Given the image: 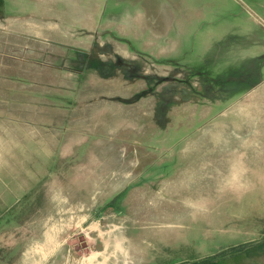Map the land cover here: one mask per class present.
<instances>
[{
    "label": "rangeland",
    "instance_id": "1",
    "mask_svg": "<svg viewBox=\"0 0 264 264\" xmlns=\"http://www.w3.org/2000/svg\"><path fill=\"white\" fill-rule=\"evenodd\" d=\"M158 1L164 3L137 7L188 20L185 30L168 40L166 54L175 60L151 53L147 58L149 72H160L146 93L157 99V130L144 115L145 106L138 105L137 124H131L136 133L121 141L135 157L120 167L108 159L100 166L106 184L119 178L116 184L124 186L129 180L132 190L102 196L93 189L97 182H89V198L74 197L73 190L67 194L56 187L57 172L65 173L67 166L18 165L14 158L0 163V264H264V179L248 168L250 179L230 185L225 162L233 151L210 147L221 142L210 130L217 110L227 105L220 95L225 74L246 69L251 76L264 63V14L254 5L261 0ZM115 39L138 52L160 51L146 37ZM106 47L92 43L90 61L110 58L114 49ZM170 74L179 82L163 85ZM2 119L1 125L25 122L19 116ZM135 158L141 162L134 164ZM212 169L223 171L216 176ZM74 171L70 165L69 173ZM212 174L225 179L216 181L217 192L206 179Z\"/></svg>",
    "mask_w": 264,
    "mask_h": 264
},
{
    "label": "crops",
    "instance_id": "2",
    "mask_svg": "<svg viewBox=\"0 0 264 264\" xmlns=\"http://www.w3.org/2000/svg\"><path fill=\"white\" fill-rule=\"evenodd\" d=\"M5 1L0 2V10L5 11L0 14V163H14V158L18 165L67 166L65 173L57 172L56 187L66 189L67 194L73 190L74 197L89 198L93 187L89 182H97L93 189L102 196L116 195L120 189L132 190L129 180L124 186L116 184L119 178L106 184V174L100 166L108 159L120 167L135 157L133 148L123 146L121 141L128 136L126 133H136L131 124H137L134 114L138 105L145 106L143 113L157 130V99L146 93L160 72H149L147 58L158 54L157 59L175 60L166 54L168 40L175 31L185 30L188 19H179L168 11L155 14L154 7H137L164 3L158 0ZM254 5L264 14V0ZM116 37H146L150 43L158 44L161 53L155 49L140 53ZM94 42L99 50L110 43L114 49L111 57L102 55L90 61ZM136 57H141L143 63L132 65ZM247 71L233 69L225 74L226 84L220 95L227 105L217 110L219 116L210 130L221 141L210 142L211 148L233 151L225 162L231 169L226 180L230 185L250 179L248 168L255 170L259 181L264 179V63L251 76ZM170 76L167 82L162 81L163 85L179 82L178 76ZM9 116H19L25 122L1 125L6 121L2 118ZM169 116L170 109L166 117ZM133 161L141 162L136 158ZM70 165L75 166L72 173ZM91 166L95 170L91 171ZM237 166L242 168L237 170ZM219 170L211 172L217 176L223 171ZM213 174L206 179L211 180L217 192L216 181L225 179L212 178ZM130 194L133 193L126 197ZM129 202L134 204L132 198Z\"/></svg>",
    "mask_w": 264,
    "mask_h": 264
}]
</instances>
